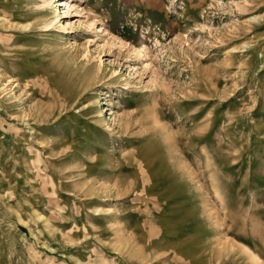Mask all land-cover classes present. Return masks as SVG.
Wrapping results in <instances>:
<instances>
[{
	"label": "rangeland",
	"instance_id": "rangeland-1",
	"mask_svg": "<svg viewBox=\"0 0 264 264\" xmlns=\"http://www.w3.org/2000/svg\"><path fill=\"white\" fill-rule=\"evenodd\" d=\"M0 264H264V0H0Z\"/></svg>",
	"mask_w": 264,
	"mask_h": 264
},
{
	"label": "bare ground",
	"instance_id": "bare-ground-1",
	"mask_svg": "<svg viewBox=\"0 0 264 264\" xmlns=\"http://www.w3.org/2000/svg\"><path fill=\"white\" fill-rule=\"evenodd\" d=\"M254 260V259H253Z\"/></svg>",
	"mask_w": 264,
	"mask_h": 264
}]
</instances>
